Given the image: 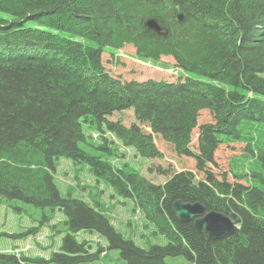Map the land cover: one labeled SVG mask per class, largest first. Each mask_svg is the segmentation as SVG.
I'll use <instances>...</instances> for the list:
<instances>
[{"label":"trees","instance_id":"16d2710c","mask_svg":"<svg viewBox=\"0 0 264 264\" xmlns=\"http://www.w3.org/2000/svg\"><path fill=\"white\" fill-rule=\"evenodd\" d=\"M0 11L10 17L0 18V195L63 212L70 231L49 261L12 252L0 253V264H106L105 249L76 240L72 233L81 230L102 236L126 264H167L177 256L193 264H264V191L249 182L234 186L212 169L219 145L244 143L254 156L253 137L245 141L242 131L264 133V0H0ZM150 18L167 37L145 28ZM124 43L143 58L170 56L181 70L177 80L112 77L103 49ZM202 111L211 120L198 125ZM83 123L96 127L102 144L94 148L104 154L80 147ZM157 138L193 160L203 179L188 173L156 184L105 156L116 157L119 142L163 159ZM256 156L264 166V152ZM60 158L86 164L98 181L132 199L167 244L140 248L93 203L61 197L53 180ZM177 200L236 213L239 228L211 241L193 221L176 220Z\"/></svg>","mask_w":264,"mask_h":264},{"label":"rangeland","instance_id":"374dc122","mask_svg":"<svg viewBox=\"0 0 264 264\" xmlns=\"http://www.w3.org/2000/svg\"><path fill=\"white\" fill-rule=\"evenodd\" d=\"M0 18L9 19V15L0 11ZM26 26H33L27 22ZM102 62L106 71L120 81L147 80L175 82L181 70L178 69L170 56L162 55L158 59H147L136 53L133 45L124 43L121 49H103ZM211 116L202 111L199 124L209 122ZM86 136V143L81 142V148L96 155L104 153L95 150L102 144L101 138L96 139L97 129L89 123L82 124ZM243 139H251V146L257 154L264 152V133L262 129L245 127L242 131ZM198 129L192 134L191 148L197 146ZM159 147L164 152L163 159L149 160L137 155L132 148H126L119 142L115 143L118 154L108 155V161L117 168L136 171L156 184L165 185L175 177L185 179L188 173L196 175L195 180L203 179L196 172L191 159L177 157L157 138ZM113 147V146H112ZM169 147V146H168ZM249 146L235 142L221 144L215 154L216 176L226 174L234 186L249 182L252 186L264 191V166L257 159L256 154H248ZM169 171L162 175L161 171ZM256 173L257 175L253 176ZM244 175L242 178H239ZM54 183L61 197H71L93 203L110 219L114 228L125 238L133 241L138 247L147 249L152 245L164 246L167 240L154 234L153 225L145 219L136 208L132 199L120 197L110 185L98 181L90 172L89 167L75 164L67 158H60L56 162L53 174ZM70 233L66 224V216L59 210L41 208L17 199H8L0 195V253H15L31 259L42 258L49 261L53 252L59 251L63 237ZM78 242H87L94 250L105 249L100 262L106 264H126L117 250H107L106 240L95 232L81 230L72 233ZM167 264H193L184 256L167 257ZM55 264V263H38Z\"/></svg>","mask_w":264,"mask_h":264},{"label":"water","instance_id":"95a60500","mask_svg":"<svg viewBox=\"0 0 264 264\" xmlns=\"http://www.w3.org/2000/svg\"><path fill=\"white\" fill-rule=\"evenodd\" d=\"M184 14L179 12L177 20L182 22ZM146 29L153 31L159 36L167 37L168 30L163 28L157 19L150 18L144 22ZM172 212L179 223L193 221L194 228L205 233L209 240L218 241L232 236L238 230L239 219L236 213L224 214L208 210L202 203H184L177 200L173 203Z\"/></svg>","mask_w":264,"mask_h":264}]
</instances>
